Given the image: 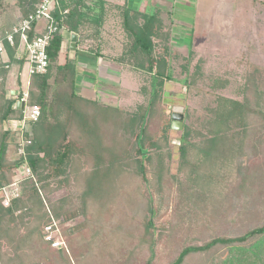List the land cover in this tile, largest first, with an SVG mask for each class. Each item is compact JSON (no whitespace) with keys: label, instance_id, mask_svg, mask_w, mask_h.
Returning <instances> with one entry per match:
<instances>
[{"label":"rangeland","instance_id":"obj_1","mask_svg":"<svg viewBox=\"0 0 264 264\" xmlns=\"http://www.w3.org/2000/svg\"><path fill=\"white\" fill-rule=\"evenodd\" d=\"M4 2L6 7L0 12L1 36L10 33L16 24L19 25L22 15L20 0ZM160 2L163 3L162 9L172 11L169 15L162 13V18L165 28L171 32L173 80L166 83L163 99L155 106L148 124V135L162 147L160 152L164 154L163 162L169 175L162 185L155 181L157 158L152 164L147 163L148 177L153 182L150 187H146L142 178L131 175V170L126 171L125 177L119 178L121 182H117L119 189L112 194L115 200L112 212L107 216L103 212L104 215L99 217V222L107 225L105 232H95L93 224L80 231H72L89 219L95 221L93 214L76 218L60 227L71 256L75 252L84 254L82 244L94 242L88 254H94L96 258L104 256V262L108 264H170L188 246L204 245L217 237H237L264 225V0ZM156 11L154 8L148 13L154 14ZM64 35L67 41L62 55L66 57L71 54L72 34L65 32ZM103 36L108 46L103 50L104 55L112 59L117 70L123 72L116 74L122 78V85L119 82L118 86L115 83H101L99 90L112 95L106 98L101 94L95 100L103 105L121 108L124 114L135 112L138 105L147 104L149 100L141 93L148 76L114 62L127 43L118 15L106 21ZM93 45L92 39L82 40L78 54L72 59L77 66L80 94L86 88L94 91L93 86L97 81L99 84L106 77H102L95 65L89 68L79 66V53L92 54L88 47ZM215 79L221 80L214 87ZM92 95L96 96L95 93ZM220 97L247 101L254 109L244 138L228 140L227 145L223 146L232 143L233 147H238L243 141L245 152L237 155L232 162L214 161L211 156L205 162L200 150L208 146L204 145L207 141L197 137V134L191 140L184 141L183 128H172L173 115H183V127L187 124L194 131L208 135L211 127L205 120L213 115L212 110L217 108ZM115 114L127 120V116ZM170 123L171 129L165 133ZM4 128L11 131L7 160L14 163L21 158L23 131L21 126H9L8 122ZM84 134L81 130L76 134L80 143L85 141L84 145L81 144L84 153L76 157L78 177L75 175L74 182L51 194L53 201L61 198L68 201L70 196L74 207L80 203L79 196L85 184L80 176L86 175L85 171L89 173L94 163V157L89 152L91 140L84 138ZM121 136L119 132V140L126 143L128 150L130 135L123 132ZM184 142L196 146L185 163L181 157ZM151 150V153L157 151L155 148ZM195 165L199 166L197 172H194ZM22 166L18 173L13 171L12 174L13 179L20 182L18 188L26 179ZM150 200L153 201L151 205ZM150 206L155 211L154 227L151 234L146 235L145 219L152 215ZM107 233L116 236V239L104 242ZM122 236H125L123 244L118 243ZM226 253L228 250L224 248L211 254H193L183 264H211V259L217 263ZM42 262L51 264L52 260L43 259ZM81 263L89 264L87 260Z\"/></svg>","mask_w":264,"mask_h":264},{"label":"trees","instance_id":"obj_2","mask_svg":"<svg viewBox=\"0 0 264 264\" xmlns=\"http://www.w3.org/2000/svg\"><path fill=\"white\" fill-rule=\"evenodd\" d=\"M40 1L20 0L22 15L19 23L35 11ZM5 7L4 0H0V12ZM110 7L118 11L122 29L127 37L121 55L114 60L122 66L148 76L147 84L145 81L141 93L143 96H148L149 100L147 104L138 105L135 112L124 114L121 108L103 105L95 99L86 98L78 93L76 62L70 59V56L62 55L64 33L75 34L78 38V46L82 40L92 39L95 45L88 47V50L98 58H107L103 52L106 45L103 31L109 19L106 15L109 8L104 0H59V4L52 11L58 29L48 48L50 65L46 74L33 77L29 91V105L41 107L40 119L37 122H28L24 131V138L31 141L25 153L35 179H24L19 190L12 187L15 182L12 174L13 171L17 173L25 159L21 156L14 163L7 160L11 131L5 129L4 125L10 120L23 118V111L14 109L13 106L22 95L21 73L26 62V54L21 51L20 58L16 57L20 47L19 36H16L15 47L5 43L8 62L0 69L2 78L0 81V260L2 264H43V259L51 260L49 252L53 248L44 237L46 227L54 222L62 227L66 222L93 214L95 221L93 218L89 219L78 224L72 231L77 232L93 224L95 232L99 234L105 232L107 225H102L99 217L104 215L103 212L106 216L112 212L115 206L112 194L119 189L117 182L122 176L125 177L126 171L131 170V175L142 178L146 187H150L153 182L148 177L147 163L152 164L157 158L155 181L162 185L164 178L169 175V170L163 162L164 154L160 152L162 147L148 135V124L155 106L163 99L166 83L173 80L170 65L171 32L165 28L161 11L144 14L132 9L127 3ZM65 11L68 13L65 14ZM6 34L7 32L3 36ZM35 35L36 31L33 28L29 32V37L32 39ZM3 36L0 33V37ZM78 52L79 50L77 54ZM7 64L9 68H6ZM220 80H214V87L220 83ZM12 86L15 87L12 89ZM13 90L16 93L20 92V95L13 94ZM212 112L213 115L205 120L211 127L208 135L196 132L192 126L185 124L184 141L191 140L194 134H197V137L207 141L204 145L208 144L200 150L205 162L209 161L210 156L214 161L232 162L237 155L245 152L243 141L238 147L237 145L233 147L232 143L230 146H223L227 145L228 140L244 138L249 117L254 109L247 101L220 97L217 108ZM115 113L127 116V120L121 119L122 117ZM170 129L171 123L166 127L165 133ZM237 129L241 131H236ZM80 130L85 133L84 138L91 140L89 152L94 157V163L89 173L85 171L86 175L80 176V180L85 181L84 190L79 196V205L74 207L70 196L68 198L71 203L65 198L53 201L51 194L64 185L74 182L75 175L78 177L76 157L85 151L81 145L82 143L84 145L85 141L82 140L80 143L76 138ZM119 132L121 138L123 132L130 135L128 150L126 143L122 139L119 140ZM109 143L112 146L108 147ZM195 147L187 142L182 144L181 157L184 163ZM154 148L158 152L151 153V149ZM198 169L199 166L195 165L194 172ZM7 198L9 206L5 207ZM152 202L150 200V205ZM149 210L152 215L145 219L146 235H150L154 227L155 211L152 206ZM62 237L67 249L53 250L60 252L69 250L64 235ZM127 238L130 240L128 233ZM114 239L116 236L107 233L103 241ZM124 239L125 236H122L118 243L123 244ZM45 245L48 247L46 248ZM82 247L84 254L83 257L75 258L77 264H82V260H87L89 264L95 262L108 264L104 262V256L96 258L94 254H88V251L94 247V242L84 243ZM224 248L228 250L225 257L220 258L217 263L211 259V264H264V225L237 237H217L204 245L188 246L170 264H183L193 254H211L214 250H224Z\"/></svg>","mask_w":264,"mask_h":264},{"label":"built area","instance_id":"obj_3","mask_svg":"<svg viewBox=\"0 0 264 264\" xmlns=\"http://www.w3.org/2000/svg\"><path fill=\"white\" fill-rule=\"evenodd\" d=\"M58 4L59 0H41L36 5L35 11L28 18L24 19L19 23V25L15 26L10 33L0 37V69L5 63L8 62L5 43L7 42L11 47H15L16 36H19L20 38V47L18 50L19 53L16 57L20 58V55L22 54L21 51H24L26 54L25 66L21 73L23 91L21 97L18 100V102H25L24 109L21 110L23 111V118L21 120H10L8 125L13 126L17 124L18 126H21L23 131V139H21L20 143V155L25 159L22 166V174H24L26 178L31 179H35V177L27 163L25 153L26 147L31 144V141L24 138V131L28 122H37L40 119L41 107L38 105H29V91L33 77L36 75H44L48 71L50 65L48 48L50 47L54 35L58 29V23L52 15V11ZM64 13L66 14L68 11H65ZM41 23H44L42 30L39 33L36 32V35L31 39L29 37V32L33 28L36 31L37 26H39ZM34 25L36 26L33 27ZM6 68H9L8 64L6 65ZM1 80L2 78L0 77V81ZM14 94L19 96L20 92H14ZM19 183V181L15 180L12 187L16 190H19ZM4 205L5 207L9 206L8 198ZM44 239L53 249H67L65 240L61 234L60 227L56 222L46 227Z\"/></svg>","mask_w":264,"mask_h":264},{"label":"crops","instance_id":"obj_4","mask_svg":"<svg viewBox=\"0 0 264 264\" xmlns=\"http://www.w3.org/2000/svg\"><path fill=\"white\" fill-rule=\"evenodd\" d=\"M94 1H97V0H94ZM104 1H106L107 7L109 8V10L106 14L107 17H109V18H116L118 15V13H117L118 11L114 10V7H112L113 8L112 9L110 7L111 5H113V6L114 5H122L125 3H127L132 9H134L138 12L144 13V14H149L148 12L154 8H155V10L157 9V11H161L162 13H168V15L172 12L171 10L169 11L167 9H165V10L162 9L163 3L160 2L161 0H104ZM43 26H44V23H41L39 26H37L36 32L39 33L42 30ZM66 41H67V39H65L64 44H66ZM105 47H108V46L105 45ZM79 56H81L79 59V66L84 65V66H88V68H89V67H94V65H95V69L97 71L100 69L99 73L103 74L102 77L106 76L105 78H103V80H101V82L99 84L97 81V84L95 86H93L94 91H92L90 88L89 89L86 88V89L81 90L80 92H81L82 96H84L86 98H90V99H95V98L100 97L101 94H103L104 96H106V98H109L112 95L110 92L99 90V88L101 87V83H107V84L108 83H115L117 86L120 83V85H122V78L119 77V75H116V74H119L121 71L117 70L118 67L113 63L111 58L107 57L105 59H102V58H98L97 56H95L93 54H87V53L82 54L81 52L79 53ZM114 62H116V61L114 60ZM113 65H115V69H113V67H114ZM24 66H23V69H24ZM116 67H117V69H116ZM118 71H119V73H118ZM122 73L123 72H121L120 74H122ZM115 79H118V80H115ZM90 81L96 82L95 80H92V79H90ZM91 85L92 84H90V87H91ZM93 93H95L96 96H93L92 95ZM97 94H98V96H97ZM123 98H122V101H123ZM60 230H61V228H60ZM49 253H50V259L52 260V262H54V263L51 262V264H76L77 262L75 261V258L83 257L82 253H79V252H75V253H73V256H71L69 250H67V251L65 250V252L53 250ZM67 254H69V255H67ZM46 260L49 261V259H46Z\"/></svg>","mask_w":264,"mask_h":264},{"label":"water","instance_id":"obj_5","mask_svg":"<svg viewBox=\"0 0 264 264\" xmlns=\"http://www.w3.org/2000/svg\"><path fill=\"white\" fill-rule=\"evenodd\" d=\"M78 38L74 34L71 37V45H70V59H73L75 54L77 53L78 48ZM14 94V93H13ZM25 106V102H17L13 108L23 110ZM172 128L176 130H181L183 128V115L182 114H174L173 115V122H172Z\"/></svg>","mask_w":264,"mask_h":264}]
</instances>
